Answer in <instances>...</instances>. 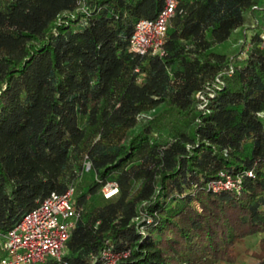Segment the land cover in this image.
<instances>
[{
    "label": "trees",
    "instance_id": "1",
    "mask_svg": "<svg viewBox=\"0 0 264 264\" xmlns=\"http://www.w3.org/2000/svg\"><path fill=\"white\" fill-rule=\"evenodd\" d=\"M164 2L0 0V242L69 187L79 217L44 264L232 263L264 239V0H178L165 54L133 53ZM247 29L245 56L215 49ZM219 171L239 190H209Z\"/></svg>",
    "mask_w": 264,
    "mask_h": 264
},
{
    "label": "built area",
    "instance_id": "2",
    "mask_svg": "<svg viewBox=\"0 0 264 264\" xmlns=\"http://www.w3.org/2000/svg\"><path fill=\"white\" fill-rule=\"evenodd\" d=\"M177 3L178 0H165L155 18L136 21L129 37V49L133 53L158 57L165 54L166 27L176 12ZM196 96L202 100L198 104L202 109L206 99L201 92ZM86 168H89L88 163ZM206 186L212 192L238 191L240 178L219 171L217 177L209 180ZM116 190V183L109 182L102 193L104 197H110ZM72 196V187L61 194L52 192L36 207L24 213L0 242V264H44L48 258L59 260L70 229L79 217ZM101 254L103 264H109V259L114 255L120 256L110 249H105Z\"/></svg>",
    "mask_w": 264,
    "mask_h": 264
},
{
    "label": "rangeland",
    "instance_id": "3",
    "mask_svg": "<svg viewBox=\"0 0 264 264\" xmlns=\"http://www.w3.org/2000/svg\"><path fill=\"white\" fill-rule=\"evenodd\" d=\"M250 30L246 31V39H241L240 36H234L229 38L224 43H221L215 46L217 50H224L232 52L233 50L239 47V56H245L246 50L249 46V34ZM235 38V40H234ZM201 105H198L200 108ZM86 173H84V177L88 180L92 178V174L89 171V168H84ZM88 170V171H87ZM261 241V243H259ZM235 257L232 263L225 261H218L214 264H259V260H264V239L260 240V237H246L244 240H241L240 243L235 245ZM121 256V255H120ZM120 256L114 255L109 259V264H114L116 260L119 259Z\"/></svg>",
    "mask_w": 264,
    "mask_h": 264
}]
</instances>
